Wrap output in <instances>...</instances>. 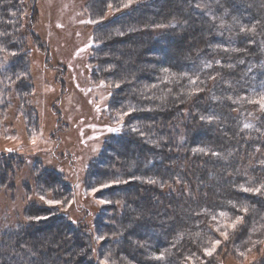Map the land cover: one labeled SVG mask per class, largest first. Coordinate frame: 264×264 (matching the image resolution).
Returning a JSON list of instances; mask_svg holds the SVG:
<instances>
[{"label": "trees", "instance_id": "1", "mask_svg": "<svg viewBox=\"0 0 264 264\" xmlns=\"http://www.w3.org/2000/svg\"><path fill=\"white\" fill-rule=\"evenodd\" d=\"M64 3L70 19L55 28L73 41L70 55L51 68L90 69L95 82L109 87L107 116L118 122L84 179L87 189L115 183L101 191L108 204L95 216L104 239L99 249L88 224L36 201L23 213L0 207V264H99L92 255L107 245L116 264L213 263L207 252L225 220L236 223L233 235L244 240L264 224V0ZM31 6L0 0L4 136L19 133L20 113L31 120L29 130L40 127L30 62L45 41L29 40L34 14L22 7ZM70 117L58 123L70 126ZM55 140L56 155L62 138ZM33 154L0 153V189L10 179L6 166L30 164ZM35 182L32 189L61 202L76 192L54 167L39 169ZM80 206L86 223L94 209ZM52 216L62 222L58 231L29 232Z\"/></svg>", "mask_w": 264, "mask_h": 264}, {"label": "rangeland", "instance_id": "2", "mask_svg": "<svg viewBox=\"0 0 264 264\" xmlns=\"http://www.w3.org/2000/svg\"><path fill=\"white\" fill-rule=\"evenodd\" d=\"M26 1H31L35 5L30 9L22 7L25 11L29 10V13L34 14L35 34L30 36L29 40H32L31 43L35 45L37 42L35 36L38 35L45 41L46 48L42 50L36 48V54L30 62V73L33 75L35 85L32 93L39 110L40 127L38 131L29 130L31 120L29 122L26 116L20 113L19 120L15 124L19 133L7 136L0 133V153L12 151V154H18L20 157L37 153L33 154L30 164H20V167L14 161L11 162L12 165L9 164L11 167L6 166L8 170H4L7 171L10 179L6 181V186L0 189V207H4L9 212L23 213L31 201H36L56 208L62 214H68L66 217L69 220H79L78 225L88 224L89 227H87L95 232H92L93 240L98 242V247L101 249L104 236L98 234L96 230L95 216L108 204V199L101 195V191L115 183L109 181L87 189L84 179L89 164L102 149L103 139L118 126L116 119L107 116L110 90L105 84L95 82V78H91L90 69L89 71L82 69L77 74H69L61 70L59 74L51 68L52 64H56L57 57L70 55L69 44L73 41L72 35L66 29L59 31L55 28L57 21L68 22L67 18L70 19L64 14L71 12L64 0ZM112 11L110 10L107 16H111ZM62 88H65L68 94L54 108L51 106L52 102L59 98ZM65 115H71L70 126L64 127L62 123H58V118H63ZM56 136H60L62 140L55 155L52 154V149L57 147ZM35 159H38L40 163L35 162ZM45 167L57 168L63 173L66 181L75 185L76 192L73 199L61 202L51 198V194L31 188L32 185L36 186L38 170ZM83 194L86 197H83ZM81 204L94 209L93 213L85 214L86 223L81 222L84 214L81 211ZM224 222L218 231L219 238L214 240L207 252L213 255L211 258L213 263L210 264H258L261 259H264V224L255 226L244 240L234 237L232 232V229L236 227L234 221L225 220ZM217 241L219 243H216ZM106 248H103L102 253H97L96 250L92 256L99 264H116L117 258L109 250L110 246L107 245ZM190 264L195 263L190 262Z\"/></svg>", "mask_w": 264, "mask_h": 264}, {"label": "bare ground", "instance_id": "3", "mask_svg": "<svg viewBox=\"0 0 264 264\" xmlns=\"http://www.w3.org/2000/svg\"><path fill=\"white\" fill-rule=\"evenodd\" d=\"M57 218L58 217L52 216V217L45 219L43 221H38L34 226L29 228V230H30L29 232H33L34 234L35 233L41 234L42 232H49V231H53V230L58 231L60 226L62 225V222L59 221V223L56 225L55 222H56ZM56 227H58V228H56ZM73 240H75L76 242H79L80 238L74 237Z\"/></svg>", "mask_w": 264, "mask_h": 264}, {"label": "snow or ice", "instance_id": "4", "mask_svg": "<svg viewBox=\"0 0 264 264\" xmlns=\"http://www.w3.org/2000/svg\"><path fill=\"white\" fill-rule=\"evenodd\" d=\"M262 106H264V105H262ZM105 186H107V185H105ZM216 243H219V241H217ZM209 254H211V253H209Z\"/></svg>", "mask_w": 264, "mask_h": 264}]
</instances>
